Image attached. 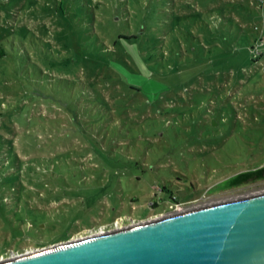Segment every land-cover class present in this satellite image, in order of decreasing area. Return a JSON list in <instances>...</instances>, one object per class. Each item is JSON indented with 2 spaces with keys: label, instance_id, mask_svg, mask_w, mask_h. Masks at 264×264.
I'll use <instances>...</instances> for the list:
<instances>
[{
  "label": "rangeland",
  "instance_id": "rangeland-1",
  "mask_svg": "<svg viewBox=\"0 0 264 264\" xmlns=\"http://www.w3.org/2000/svg\"><path fill=\"white\" fill-rule=\"evenodd\" d=\"M97 1L0 0V261L264 193V0Z\"/></svg>",
  "mask_w": 264,
  "mask_h": 264
},
{
  "label": "water",
  "instance_id": "water-1",
  "mask_svg": "<svg viewBox=\"0 0 264 264\" xmlns=\"http://www.w3.org/2000/svg\"><path fill=\"white\" fill-rule=\"evenodd\" d=\"M100 234L0 264H264V193Z\"/></svg>",
  "mask_w": 264,
  "mask_h": 264
},
{
  "label": "trees",
  "instance_id": "trees-1",
  "mask_svg": "<svg viewBox=\"0 0 264 264\" xmlns=\"http://www.w3.org/2000/svg\"><path fill=\"white\" fill-rule=\"evenodd\" d=\"M93 2H96L97 4L99 3L97 0H93ZM131 39V38H137V35L134 34H129V35H119V39ZM8 55V51L6 49V46L3 44L2 39H0V58H6ZM134 89V88H132ZM102 98H104L103 95H100ZM158 137V132L154 133V138L156 139ZM2 159H5L7 161V165L11 166L12 169L14 170L16 168V166L19 165V159L16 158L15 156V152L14 149L12 148V142L11 141H5L1 136H0V165L4 166V161H2ZM3 169V167H0V171ZM14 173L10 172V173H0V193L4 191L5 187L2 183L3 179L9 178L11 176H13ZM161 192H167L166 187H163L162 189H160ZM169 198H164L161 199L160 202L165 201L171 204H175V205H179L181 204L180 202L177 201V198L171 193L169 192ZM160 204L159 202H153L151 203V207H158Z\"/></svg>",
  "mask_w": 264,
  "mask_h": 264
},
{
  "label": "built area",
  "instance_id": "built-area-1",
  "mask_svg": "<svg viewBox=\"0 0 264 264\" xmlns=\"http://www.w3.org/2000/svg\"><path fill=\"white\" fill-rule=\"evenodd\" d=\"M261 46L264 48V44L262 43ZM261 53V52H260Z\"/></svg>",
  "mask_w": 264,
  "mask_h": 264
},
{
  "label": "bare ground",
  "instance_id": "bare-ground-1",
  "mask_svg": "<svg viewBox=\"0 0 264 264\" xmlns=\"http://www.w3.org/2000/svg\"><path fill=\"white\" fill-rule=\"evenodd\" d=\"M104 234V233H103ZM96 235H99V234H96ZM101 235V234H100ZM79 241V240H78Z\"/></svg>",
  "mask_w": 264,
  "mask_h": 264
}]
</instances>
